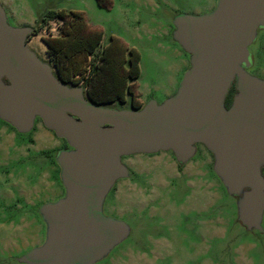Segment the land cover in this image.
Here are the masks:
<instances>
[{"label":"water","instance_id":"water-1","mask_svg":"<svg viewBox=\"0 0 264 264\" xmlns=\"http://www.w3.org/2000/svg\"><path fill=\"white\" fill-rule=\"evenodd\" d=\"M264 29V0H217L205 13H179L173 38L190 55L177 91L163 102L117 108L91 101L29 46L31 25L14 26L0 0V119L30 133L38 119L67 141L56 154L65 195L39 206L45 241L25 264H96L131 234L107 215L116 182L132 176L122 158L172 151L187 162L204 144L214 171L236 197L237 219L264 232V78L251 72ZM237 92L230 107L232 86Z\"/></svg>","mask_w":264,"mask_h":264},{"label":"rangeland","instance_id":"rangeland-1","mask_svg":"<svg viewBox=\"0 0 264 264\" xmlns=\"http://www.w3.org/2000/svg\"><path fill=\"white\" fill-rule=\"evenodd\" d=\"M9 22L14 26L31 25L38 30L31 35L29 46L44 60L53 65L45 53L43 36H57L62 20L46 17L52 10H77L85 14L91 27L103 32V44L111 36L119 37L141 55L140 75L129 79L134 94H127V101L104 104L117 108H133L136 103L150 99L163 102L173 95L190 67V55L173 38V19L179 13L201 14L213 9L217 0H111L102 7L97 0H1ZM45 17V20H43ZM47 18V19H46ZM251 48L255 52L252 73L264 78V33ZM259 51H256L257 48ZM89 63V61H88ZM86 68L90 69L89 64ZM56 72V69L54 67ZM87 74V73H86ZM84 75L70 77V84L83 85ZM82 80V81H81ZM65 139L58 137L45 126L42 119L36 121L30 133H19L9 123L0 119V264H25L17 257L31 247L42 244L46 237V225L39 214V206L65 195L61 183L60 167L56 154L67 148ZM122 158L131 168L132 176L119 179L105 200V213L122 219L131 226L130 236L117 245L100 264H264V232L248 231L237 219V199L220 184L214 193L208 190L202 178L212 164L202 145L186 167L190 177L189 188L174 178L164 192L177 200L184 197L193 207L211 213L215 205L216 216L209 221L219 237L209 236L198 243L187 239L181 229L173 231V240L161 241L152 256V233L164 231L155 227L152 231V154L136 153ZM160 169L175 170L170 151L161 156ZM165 160H169L165 162ZM172 176L179 177L176 174ZM159 177V176H157ZM196 182L198 184H196ZM179 215L176 219H181ZM264 224V221H263ZM194 248V249H192ZM165 251V252H163ZM172 259V260H170Z\"/></svg>","mask_w":264,"mask_h":264},{"label":"trees","instance_id":"trees-1","mask_svg":"<svg viewBox=\"0 0 264 264\" xmlns=\"http://www.w3.org/2000/svg\"><path fill=\"white\" fill-rule=\"evenodd\" d=\"M97 3L108 7L111 0H97ZM46 17L63 20L59 35L42 38L59 79L69 83L70 77L84 75L86 96L102 105L115 101L125 103L127 94H134L127 81L140 75L141 55L136 48L129 47L117 36H111L109 42L103 44V32L91 27L81 11L52 10ZM37 34L36 29L32 35ZM131 103L133 108L142 106L135 98Z\"/></svg>","mask_w":264,"mask_h":264},{"label":"flooded vegetation","instance_id":"flooded-vegetation-1","mask_svg":"<svg viewBox=\"0 0 264 264\" xmlns=\"http://www.w3.org/2000/svg\"><path fill=\"white\" fill-rule=\"evenodd\" d=\"M212 10V9H211ZM264 30V29H262ZM264 33V31H262ZM261 34V32H260ZM259 34V35H260ZM264 35V34H263ZM258 41V40H257ZM260 48L258 47L256 51H259ZM255 57V53H254ZM253 68H251L252 70ZM237 92V88L235 84L232 86L230 93L227 97L226 104L228 107H230L233 103V98ZM143 105V104H142ZM204 146L209 154V158L211 159V168L207 172V177L202 178L201 184H203L204 181H207L210 185L208 186V190L214 193L215 190L217 192L220 190V184L221 179L214 171V163L215 158L213 153L202 143L197 144V149H199L201 146ZM167 151H159L156 153H152V163H155L157 168V172H152V231L155 229V227H160L164 231H159L158 234L152 233V245L154 244V247L152 246V256L156 257V253L160 252L157 251V246L161 241L170 242L173 240V231H178V229H181L182 232L187 236V239L193 240V242L198 243L201 240H204L206 236H209L210 234V228L213 232V237H219L217 234L216 227L214 225H209V219H212L216 216L215 214V208L217 207L215 205L214 210L210 213H206L205 211H202L200 209H197L192 206L191 203L187 201V196L184 197L182 201H179L172 195V193L168 194V203L166 202L164 195L166 193L164 192V189L167 188V186L173 182L174 178L180 179L181 181L173 184L175 189H178V183H182L185 187L189 188L190 185V177L188 174L185 173L186 167L191 163L194 156L188 160L187 162H180L175 154L170 151L171 153V159L175 161L176 169L175 170H167L166 168L160 169V160H162V152H169ZM129 156V155H127ZM165 162H168L170 164L169 160H165ZM128 166V165H127ZM129 167V166H128ZM130 171L131 168H129ZM262 172L264 174V166L262 168ZM176 174L179 177L172 176L171 174ZM159 176V177H157ZM129 178V177H128ZM196 184H198L196 182ZM105 209V208H104ZM179 215L182 216L181 219H176ZM194 249V248H192ZM165 252V251H163ZM172 260V259H170ZM97 264V263H96Z\"/></svg>","mask_w":264,"mask_h":264},{"label":"crops","instance_id":"crops-1","mask_svg":"<svg viewBox=\"0 0 264 264\" xmlns=\"http://www.w3.org/2000/svg\"><path fill=\"white\" fill-rule=\"evenodd\" d=\"M58 20H61V19H58ZM62 22H63V20H62ZM31 42V39L29 40V43ZM47 49H48V47H47V45L45 44V46H44V50H45V53H47ZM166 152H162V154H165ZM168 153V152H167ZM128 157H130V156H128ZM97 264H100V263H97Z\"/></svg>","mask_w":264,"mask_h":264}]
</instances>
